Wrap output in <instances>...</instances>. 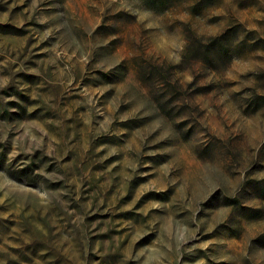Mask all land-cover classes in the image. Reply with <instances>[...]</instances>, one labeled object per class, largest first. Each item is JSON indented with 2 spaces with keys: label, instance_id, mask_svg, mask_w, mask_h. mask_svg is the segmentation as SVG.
Segmentation results:
<instances>
[{
  "label": "rangeland",
  "instance_id": "rangeland-1",
  "mask_svg": "<svg viewBox=\"0 0 264 264\" xmlns=\"http://www.w3.org/2000/svg\"><path fill=\"white\" fill-rule=\"evenodd\" d=\"M262 235L264 0H0V264H264Z\"/></svg>",
  "mask_w": 264,
  "mask_h": 264
},
{
  "label": "trees",
  "instance_id": "trees-1",
  "mask_svg": "<svg viewBox=\"0 0 264 264\" xmlns=\"http://www.w3.org/2000/svg\"><path fill=\"white\" fill-rule=\"evenodd\" d=\"M156 2H159V3H162V2H164V0H155ZM169 2H172V0H169ZM234 202H238V200L237 199H235V200H233ZM262 239L264 238V235H262V237H261Z\"/></svg>",
  "mask_w": 264,
  "mask_h": 264
}]
</instances>
